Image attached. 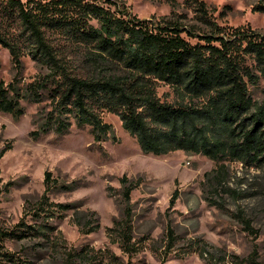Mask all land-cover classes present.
Listing matches in <instances>:
<instances>
[{
  "label": "trees",
  "instance_id": "16d2710c",
  "mask_svg": "<svg viewBox=\"0 0 264 264\" xmlns=\"http://www.w3.org/2000/svg\"><path fill=\"white\" fill-rule=\"evenodd\" d=\"M170 2L168 15L142 19L112 0H0V51L8 50L15 72L10 82L0 81V111L19 120L25 99L47 103L35 114L34 139L50 132L65 135L75 124L89 126L97 142L115 139L112 125L103 120L104 112L111 113L144 154L181 151L215 161L216 168L205 174L209 192L223 189L226 162L264 166V101L254 102L250 93L251 86L264 83V33L249 24H219L217 9L203 0H185L192 17L178 13L176 1ZM251 11L264 13V4L253 5ZM24 56L44 72L21 85ZM162 86L168 92L160 96ZM10 149H0V160ZM120 184L122 215L106 234L127 260L110 248L86 246L67 252L65 264L88 259L94 264H136L132 259L141 245L133 239L131 196L140 180L123 176ZM58 185L47 171L33 216L49 220L72 208L50 202L48 194ZM178 196L176 189L168 209ZM241 221L253 232L248 220ZM91 225L80 232L100 229L97 220ZM41 229L26 224L12 232L0 229V264H26L5 251L4 244L42 234ZM166 238L169 251L177 240L171 226Z\"/></svg>",
  "mask_w": 264,
  "mask_h": 264
},
{
  "label": "rangeland",
  "instance_id": "374dc122",
  "mask_svg": "<svg viewBox=\"0 0 264 264\" xmlns=\"http://www.w3.org/2000/svg\"><path fill=\"white\" fill-rule=\"evenodd\" d=\"M112 1L142 19L165 16L171 11V0ZM175 1L178 13L192 17L185 0ZM203 1L217 9L219 24H249L264 33V13L251 11L253 5L264 4V0ZM223 11L225 16L220 15ZM22 64L21 85L44 72L29 56L22 58ZM14 74L10 54L2 48L0 81L8 83ZM166 92V86L158 90L160 96ZM250 93L254 102L262 103L264 83L251 86ZM46 104L25 99V113L19 120L0 111V149L11 145L0 160V229L12 232L24 228V224L42 227V234L7 240L5 251L18 254L26 264H65L67 252L86 246L103 251L110 248L127 260L106 234V228L122 215L120 178L127 176L140 180L131 196L133 239L141 245L132 259L134 263L264 264V166L226 162L228 174L223 189L209 192L210 188L205 189V174L216 168L215 161L181 151L166 156L144 154L122 128L119 118L108 112L103 113V120L112 125L114 140L110 137L97 142L89 126L78 128L75 124L65 135L50 132L34 139L31 133L36 130L35 114ZM47 171L59 183L48 194L50 202L72 208L43 220L33 215L44 194ZM176 189L177 202L168 209ZM242 218L250 222L253 232L245 228ZM94 220L100 224L98 231L80 232L92 226ZM168 226L177 236L169 251ZM72 264L94 263L88 259Z\"/></svg>",
  "mask_w": 264,
  "mask_h": 264
}]
</instances>
